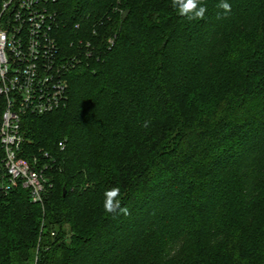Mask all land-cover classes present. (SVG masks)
Masks as SVG:
<instances>
[{
  "label": "trees",
  "instance_id": "trees-1",
  "mask_svg": "<svg viewBox=\"0 0 264 264\" xmlns=\"http://www.w3.org/2000/svg\"><path fill=\"white\" fill-rule=\"evenodd\" d=\"M226 2L190 20L172 0L57 1L83 64L64 107L24 119L51 186L41 205L0 182V264H264V0Z\"/></svg>",
  "mask_w": 264,
  "mask_h": 264
},
{
  "label": "built area",
  "instance_id": "built-area-1",
  "mask_svg": "<svg viewBox=\"0 0 264 264\" xmlns=\"http://www.w3.org/2000/svg\"><path fill=\"white\" fill-rule=\"evenodd\" d=\"M57 1L0 0L1 188L22 186L29 190L31 201L41 205L51 186L48 167L36 157L32 161L22 157L23 122L66 105L67 75L83 64L84 55L74 52L63 57L56 36L59 20L53 7ZM88 49L85 53L92 54Z\"/></svg>",
  "mask_w": 264,
  "mask_h": 264
},
{
  "label": "clouds",
  "instance_id": "clouds-1",
  "mask_svg": "<svg viewBox=\"0 0 264 264\" xmlns=\"http://www.w3.org/2000/svg\"><path fill=\"white\" fill-rule=\"evenodd\" d=\"M172 6L182 16H187L190 20H200L205 17L206 6H203L201 0H172ZM225 13L231 11V5L226 0H221L218 5ZM149 121H145L142 127L147 128ZM103 208L107 213H114L120 209V189L113 187L105 192Z\"/></svg>",
  "mask_w": 264,
  "mask_h": 264
}]
</instances>
